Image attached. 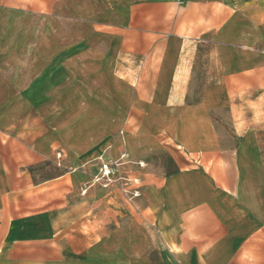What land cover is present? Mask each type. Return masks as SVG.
I'll list each match as a JSON object with an SVG mask.
<instances>
[{
    "label": "crops",
    "instance_id": "obj_1",
    "mask_svg": "<svg viewBox=\"0 0 264 264\" xmlns=\"http://www.w3.org/2000/svg\"><path fill=\"white\" fill-rule=\"evenodd\" d=\"M0 264H264V0H0Z\"/></svg>",
    "mask_w": 264,
    "mask_h": 264
},
{
    "label": "built area",
    "instance_id": "obj_2",
    "mask_svg": "<svg viewBox=\"0 0 264 264\" xmlns=\"http://www.w3.org/2000/svg\"><path fill=\"white\" fill-rule=\"evenodd\" d=\"M117 167L115 163L105 162L102 163L99 167L98 176L96 177V181H105L106 183L110 182V175L112 174L113 170ZM123 187H127L130 185L137 186L140 182L138 180H127V179H121L120 180ZM85 193V190L82 192ZM138 195V192L135 191L132 193V197H136Z\"/></svg>",
    "mask_w": 264,
    "mask_h": 264
}]
</instances>
